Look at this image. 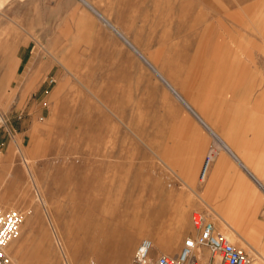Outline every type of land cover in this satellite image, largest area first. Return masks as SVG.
<instances>
[{"label":"rangeland","instance_id":"obj_1","mask_svg":"<svg viewBox=\"0 0 264 264\" xmlns=\"http://www.w3.org/2000/svg\"><path fill=\"white\" fill-rule=\"evenodd\" d=\"M2 1L0 203L24 214L11 264H139L143 238L145 264L178 252L195 234L205 129L81 0ZM86 1L180 82L193 54L198 81L210 48L254 38L261 0Z\"/></svg>","mask_w":264,"mask_h":264},{"label":"crops","instance_id":"obj_2","mask_svg":"<svg viewBox=\"0 0 264 264\" xmlns=\"http://www.w3.org/2000/svg\"><path fill=\"white\" fill-rule=\"evenodd\" d=\"M81 1L90 8L86 0L88 4ZM100 15L97 16L155 70L173 96L205 129L206 135L198 138L197 157L202 158V166L205 157L210 156V165L203 183L196 188L197 203L192 211L204 214L218 231L232 238L233 244L253 255L252 264H264V0L251 17L254 38L244 39L235 32L229 34L228 44L223 43L221 52H216L217 46L210 48L198 81L195 71L201 58L197 54L190 57L192 76L187 81H173L154 66L156 70ZM245 44L253 48L252 54H245ZM178 84L182 89H178ZM216 85L228 88L217 90ZM205 256L208 258L207 253Z\"/></svg>","mask_w":264,"mask_h":264},{"label":"built area","instance_id":"obj_3","mask_svg":"<svg viewBox=\"0 0 264 264\" xmlns=\"http://www.w3.org/2000/svg\"><path fill=\"white\" fill-rule=\"evenodd\" d=\"M54 81L49 79V82ZM210 165V156H206L199 173L203 181ZM24 214L17 208L5 209L0 203V264H11V258L5 249L8 243L17 238ZM194 235L186 236L175 254L160 253L154 259V264H252L253 255L233 244L228 236L215 228L212 221L204 214L196 212L192 215ZM153 242L143 238L134 253V259L139 264L149 261ZM208 254V258L205 256Z\"/></svg>","mask_w":264,"mask_h":264},{"label":"bare ground","instance_id":"obj_4","mask_svg":"<svg viewBox=\"0 0 264 264\" xmlns=\"http://www.w3.org/2000/svg\"><path fill=\"white\" fill-rule=\"evenodd\" d=\"M83 1L86 3L85 0H83ZM86 4H88V3H86ZM89 6H90V5H89ZM90 8H91V9H92L97 15L99 14V16H101L100 13H97V11H96L93 7L90 6ZM102 18H104V17H102ZM105 20H106V19H105ZM113 29H114V28H113ZM113 29H112V30H113ZM114 31H115V30H114ZM117 33H118V32H117ZM120 35H121V34H120ZM124 38H125V37H124ZM124 42H125V41H124ZM126 43H127V42H126ZM138 53H139V52H138ZM144 60H145V58H144ZM145 62H146V61H145ZM154 71H155V70H154ZM161 78H162V77H161ZM164 80H165V79H164ZM166 85H168V84H166ZM169 87H170V86H169ZM172 91H173V90H172ZM175 93H176V92H175ZM15 239H16V238H15ZM15 239H13V240H15ZM13 240H11L10 242H12ZM10 242H9V243H10ZM9 243H8V245H9ZM8 245H7V246H8ZM11 245H12V244H11ZM5 251H6V249H5ZM6 253H7V252H6ZM8 255H9V254H8ZM9 256H10V255H9ZM146 262H147V261H146ZM144 264H145V263H144Z\"/></svg>","mask_w":264,"mask_h":264}]
</instances>
